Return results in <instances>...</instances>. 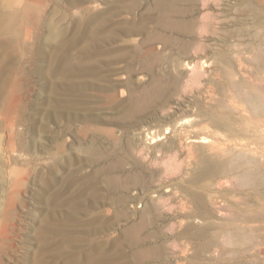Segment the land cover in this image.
<instances>
[{"label":"rangeland","instance_id":"rangeland-1","mask_svg":"<svg viewBox=\"0 0 264 264\" xmlns=\"http://www.w3.org/2000/svg\"><path fill=\"white\" fill-rule=\"evenodd\" d=\"M205 1L164 0L180 3L161 15L155 0H0V264H67L68 256L70 264H241L242 255H253L226 243L227 212H194L239 194L210 192L202 200L199 189L182 188L194 171L184 152L172 150L174 132L149 146L162 154L156 165L136 148L148 142L144 128L196 120L200 104L230 105L248 135L260 131L264 139V110L256 128L245 98L251 92L264 109V0ZM86 9L101 13L94 35L107 36L88 52L80 42L65 46L84 29L76 22ZM187 65L196 72L184 74ZM97 72L102 84L128 83L108 91L64 85L57 100L53 80L91 84ZM139 85L169 94L151 95L147 114L127 119L125 100ZM165 97V105L155 103ZM177 108L178 118L167 120ZM255 147L264 161V141ZM169 155L176 162L167 165ZM257 192L264 195V184ZM214 222L219 227L198 235Z\"/></svg>","mask_w":264,"mask_h":264},{"label":"bare ground","instance_id":"bare-ground-1","mask_svg":"<svg viewBox=\"0 0 264 264\" xmlns=\"http://www.w3.org/2000/svg\"><path fill=\"white\" fill-rule=\"evenodd\" d=\"M180 1L182 2V0ZM179 3L180 2H178V5ZM155 5L157 6L156 7L157 10L161 12V15L171 14L172 9L179 7L177 4L168 5L164 2V0H155ZM172 14L174 15V12ZM22 15L24 17L29 16L30 11L26 8L23 10ZM176 15L177 16L180 15L178 11L176 12ZM100 17H101V13H90L88 9L84 10L83 18L78 19L76 22V25L78 27L82 25L81 27H83L84 29L81 30L80 36L74 37L73 39H69L70 42H68V44H66L65 46L72 47L76 43L80 42V44L83 43V47L81 50H85L86 52H88V50H91L92 47L94 48V47L101 46L100 44L102 43L103 39H105V37L107 38V36H105L104 34L98 35V36L94 35L95 32L92 31L93 27L91 25L95 20H97ZM55 36H57L58 39L62 36V31L59 28H57ZM61 40L63 39L61 38ZM57 61L59 60L57 59ZM87 64L89 63L87 62ZM69 67H70V62H67V68ZM188 70L189 71L191 70V73L196 72V70L193 69L192 65H187V68L184 74L188 73ZM85 74L87 76V73ZM102 78H103V75H101L100 72H97L93 75V79L95 81L92 82L91 84L85 83L82 85L80 83H76L75 78L73 79L71 78L69 80V83H64L69 78L68 79L66 78L65 81H62L61 83H57V81L55 80L53 81L51 80V81H52V87L54 89V92H56L55 96L57 100H59V102H60V99H62L60 98L61 96H60L59 91L60 89H63L64 85L69 87L71 90L87 88V89H98V90L108 91V90L114 89L118 85L128 83L125 80V81H117L115 83H110L106 85L100 82L102 81L101 80ZM139 87H142V85H139L138 88ZM148 88L149 87L143 86L138 95H133L132 93L128 95L127 100H125L127 101V104L129 105L127 119L128 118L133 119L137 115L147 114V110L145 108L151 105L149 104L152 101L151 95L156 96L157 94L161 93L162 96L164 95L168 96L169 94L167 93L166 89L158 85H153V88L151 89H148ZM15 96H16L15 86H13V88L9 91V94H8V100H7L8 103H6L7 109L11 112L13 111V108H12L13 105L11 104V99H13ZM245 98L249 104V107L253 111H255V112H250V113H255V114H251L252 115V117H250L251 121L252 119H254V121H257L256 128L262 127L259 124V122L262 121V113L264 110L263 105H262V100L254 98L251 92H248L245 95ZM166 102H167L166 97L162 99V101L160 102L155 101V103L160 104V105H165ZM200 105L198 106V108H196L198 110L196 120L195 119L190 120V118H185V119H182L181 121L179 120V122L178 120H176L177 121L176 125L174 124L169 125L166 123L169 126L166 125V127H164L163 129L159 128V129L152 130L151 128H144L139 134L140 135L142 134L143 136H145L148 142L145 140L146 141L144 143L145 145L137 144L136 145L137 151L141 154L143 153L145 157L149 156L151 159L155 161L154 164L156 165L157 164L156 162L162 160L161 158L162 154H155L153 152L154 150L150 149L149 146L150 145L154 146V144L157 145V143L161 141L163 142V139L167 138L165 134H171V132H174L175 140L170 141L172 150L178 149L179 152H184L185 156L187 157L188 163L193 164L194 176L192 179L185 181V184L182 185V188L199 189L200 190L199 195L201 196L202 200L205 199V197L208 196L210 192L217 193L222 198L224 196L230 197V190L235 191L239 194V196L235 197L233 200L229 199L230 204L221 203L220 205H216V201H215L212 203V205H207L209 208L206 205L205 207L196 205L194 212L195 211L200 212V209H203L205 213H209L208 215L213 214L214 211L216 212V214L218 213L219 215H222L224 212H227L228 213L227 214L228 216L227 227L228 228H227V231L225 232L226 243L234 244V245L239 244V246H244V247L248 246L249 249L255 250V252L253 253V255H251V257L242 255L241 264H264V195L262 193L257 192L258 189L264 184V169H263L264 161L260 162L259 160L260 154H258L257 147H255L256 145L258 146V144L263 143L264 141L263 135L260 131L258 132L255 131L253 135L249 136L245 126L241 123V120H242L241 117L238 118L235 116V114L230 110V107H229L230 105L226 107L225 104L218 103V105L215 108L213 107L209 108L204 105L206 109ZM245 109L243 108L239 110H243L244 113H246ZM162 110H164V108ZM178 111H179V108H177L173 112L171 111V113H168L165 115V118H167V120L172 119V121H174L175 120L174 117H177ZM183 112L188 113V109H185ZM241 116L243 117V115ZM138 124L139 122L137 123V125ZM124 125H127V124H124ZM151 126L149 125V127ZM191 143H199V144L195 145ZM252 144H256V145L252 147ZM173 157L172 158L170 157L171 158V159L169 158L170 161L168 160V162H165V164L167 163L168 165V164H171V163L173 164L174 162H176V159H173ZM180 162H183V161H180ZM162 164H164V162ZM181 165L182 163L181 164L179 163L177 165L178 167L177 170H180V168L182 167ZM168 167L169 166H167V168ZM155 170L160 172V169H155ZM172 172L174 171L172 170ZM255 176H259L260 179L256 180ZM245 187L246 188L252 187L254 189V192H251V190L249 191ZM151 198L154 199L155 196H152ZM13 203H14L13 198L10 196L8 200V208L13 207L14 206ZM210 207L212 209H210ZM138 208L139 209L143 208V205H138ZM147 208L153 214H156L157 209L155 206L149 205ZM121 210L125 212H129V209L126 206H124ZM143 225H145V223H142L141 226ZM188 226L189 225H187L186 228H188ZM213 226L214 228L219 227V223L214 222L212 225L210 224V225L199 226L196 229V231L199 236H206L208 234V229H210L211 227L213 228ZM100 228L101 226H99V229ZM208 246L209 245H204V248L207 249ZM66 258H67L66 263L70 264L72 262L73 257L68 256Z\"/></svg>","mask_w":264,"mask_h":264},{"label":"crops","instance_id":"crops-1","mask_svg":"<svg viewBox=\"0 0 264 264\" xmlns=\"http://www.w3.org/2000/svg\"><path fill=\"white\" fill-rule=\"evenodd\" d=\"M204 248V247H203Z\"/></svg>","mask_w":264,"mask_h":264}]
</instances>
